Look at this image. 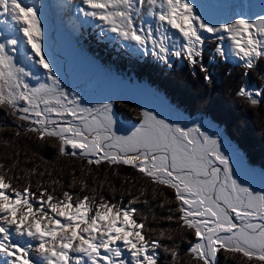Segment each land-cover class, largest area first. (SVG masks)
I'll return each mask as SVG.
<instances>
[{
	"label": "snow or ice",
	"instance_id": "obj_1",
	"mask_svg": "<svg viewBox=\"0 0 264 264\" xmlns=\"http://www.w3.org/2000/svg\"><path fill=\"white\" fill-rule=\"evenodd\" d=\"M82 4L87 8L79 11L85 17L100 20L108 33L141 52L147 53L151 46L152 55L165 64L169 56L187 60L193 67L200 63L205 81L210 77L200 62L204 34L219 42L227 39L232 54L243 62L245 75L264 59V15L235 18L217 27L198 15L189 0H82ZM145 15L155 21V30L137 26ZM0 17L6 18L0 24L10 20L18 26L31 48L25 58L42 67L51 81L31 87L26 79L31 74L15 59L19 41L4 37L0 41V107L25 122V131L37 140H57L61 156L68 155L70 147L71 155L86 159L89 166H130L158 186L169 203L162 189H171L176 204L165 218L176 228L160 229L158 237L150 238L145 232L156 229L148 227L146 216L137 220L138 209L132 207L141 202L146 188L127 205L98 198V187L89 189L85 179L79 181L83 195L64 191L58 196L46 188L33 192L30 184L15 187L12 180L19 178L10 177V169L5 171L0 163V264H159V249L170 254L171 264H181L179 246L161 243L174 240L178 230L194 233L195 241L185 254L196 264H217L220 252L229 254L226 258H242L239 264H264V193L237 183L217 140L199 127L184 129L149 112L141 113L139 127L130 134L117 135L111 104L84 108L60 89L51 62L42 54L35 7L20 0H0ZM169 29L182 38L171 48ZM215 53L226 58L222 43H216ZM237 95L256 106L260 101L255 97L264 96V91L242 86ZM158 188L152 189L153 198ZM14 237L27 242L21 244Z\"/></svg>",
	"mask_w": 264,
	"mask_h": 264
},
{
	"label": "trees",
	"instance_id": "obj_2",
	"mask_svg": "<svg viewBox=\"0 0 264 264\" xmlns=\"http://www.w3.org/2000/svg\"><path fill=\"white\" fill-rule=\"evenodd\" d=\"M76 32L90 47L100 50L109 64L116 66L119 74L161 94L169 106L187 119H210L223 130L238 155L243 157L244 164L264 173V96L257 97L260 102L253 106L237 95L242 86L251 87L252 84L264 91V59L258 62L256 70L245 75L246 70L240 65L223 62L221 57L207 59L204 56L200 62L210 77L209 81H205L200 63L195 67L189 63L187 66L173 63L172 67H168L153 55L148 57L149 61L130 56L118 48H109L93 34L80 33L77 27ZM113 107L123 122L140 124L141 112L131 102L116 100ZM27 126L9 110L0 107V163L4 164L5 171L10 169V177L19 178L12 180L15 187L22 189L30 184L33 192L46 188L58 196H62L64 191L83 195L79 181L85 179L89 189L98 187V198L103 196L107 201L121 205H127L130 199L139 195L140 190L146 188L147 192L140 197L141 202L132 206L138 209L137 220L146 216L148 227L156 229L155 233L146 231L145 235L156 238L160 229L176 228L175 224L165 219L170 214L169 209L176 207L171 189H162L172 201L169 203L159 194L158 186L149 183L130 166L110 168L106 163L89 166L86 159L72 156L70 147L66 149L69 154L61 156L57 140L48 138L39 141L34 134L25 131ZM74 179L76 183L73 186ZM56 181L59 183H54ZM154 187L158 188L155 198ZM173 235L174 240H162L161 243L169 247L179 246L181 264H196L185 254L190 243L195 241L194 233L188 231L181 234L178 230ZM159 254V264H171L170 254L163 249H159ZM226 256L229 254L220 252L217 264H239L242 259ZM251 264L258 262L252 261Z\"/></svg>",
	"mask_w": 264,
	"mask_h": 264
},
{
	"label": "rangeland",
	"instance_id": "obj_3",
	"mask_svg": "<svg viewBox=\"0 0 264 264\" xmlns=\"http://www.w3.org/2000/svg\"><path fill=\"white\" fill-rule=\"evenodd\" d=\"M59 1H61L62 4ZM232 1L238 2L239 4L241 3V0H189L195 7L197 14L202 8L205 9V14L201 17L208 23L211 21L216 11L218 14L225 16L227 21L231 17H234L231 13L230 5ZM252 1L253 0H251V2ZM71 2L69 4H71ZM258 3L256 8L252 9L254 15L253 19H257L260 15H264V0H260ZM65 4H67V6ZM62 6L69 8L68 0H37L35 3V10L38 13V19L41 25L39 40L42 54L51 62L50 67L52 68V74L59 80V87L63 92L67 93L69 97H75L79 101L80 106L84 108H96L103 104H111L113 106L116 100H125L133 103V106H136L140 112H149L158 119L164 120L166 123L177 125L184 129L199 127L205 135L211 139L217 140L220 152L229 160L233 178L237 183L241 186L250 188L254 192L264 193V176L257 171H252L243 164L241 159L237 156L235 149H233L232 145L223 137L222 132L215 129L216 125L214 123H205L201 120L188 121L185 116L178 111L176 112L171 106H168L159 94L152 92L143 84H138L135 80H130L120 75L116 70V66H111L105 57L101 56L98 59H94L87 52L84 42L72 31L73 28L72 30L68 29L59 23L61 20H66V11L62 10ZM81 7L87 8L86 5L82 4V1H78L74 8L75 14L80 15L82 20L87 19L89 27L97 30V27L100 26L98 25L100 20L85 17L83 13L79 11ZM71 8L72 6L70 10ZM58 11L61 12L60 18L57 15ZM54 15L55 17L57 16L56 20ZM240 17L246 18L243 14L237 13V18ZM11 23L12 22L9 20V27H2L4 29L3 32L12 28L10 27ZM222 23L225 22H221L218 25L213 24V26L218 27ZM63 25L69 26L68 22H63ZM14 27L18 28L16 25H14ZM52 28L54 31L56 30V34H54V32L52 34ZM98 31L100 34L104 35L101 30ZM20 36L23 38L22 34L16 35L18 41ZM4 37L11 36H3L2 32H0V41H2ZM119 42L120 44L117 46L119 50L124 51L127 55L133 52L132 47L134 44L121 39H119ZM174 44L175 42L173 40L169 41L171 47ZM227 46L231 48L229 41H227ZM20 47L21 46H17L18 51L15 54V59L19 66L24 67L31 74L30 77L26 78L27 83L31 87H37L39 84L45 83L50 84L51 81L47 79L48 74L42 67L37 63L35 64V62L30 63V65L35 64L33 67L28 66L30 61L25 58V54L20 52ZM204 47L209 48L208 45H204ZM55 48H57L58 51H55ZM205 53L208 55L209 51L206 50ZM244 87L252 91L258 90L255 87ZM112 114L115 119L113 130L117 135L130 134L131 131H134L135 128L140 125L126 121V123L121 122L120 116L113 107ZM65 119L70 120L71 117Z\"/></svg>",
	"mask_w": 264,
	"mask_h": 264
}]
</instances>
